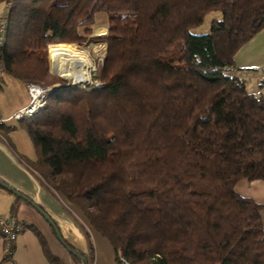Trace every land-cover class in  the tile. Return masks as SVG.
<instances>
[{"label":"trees","instance_id":"obj_1","mask_svg":"<svg viewBox=\"0 0 264 264\" xmlns=\"http://www.w3.org/2000/svg\"><path fill=\"white\" fill-rule=\"evenodd\" d=\"M2 1V73L24 84L62 82L49 78L50 44L106 45L99 85L53 92L20 121L36 152L24 162L108 241L115 264L118 252L128 264H264V204L234 189L264 181V96L233 72L264 27V0ZM213 9L209 32L192 34ZM99 11L107 29L94 36ZM84 234L88 255L65 242L76 264L91 260Z\"/></svg>","mask_w":264,"mask_h":264},{"label":"crops","instance_id":"obj_2","mask_svg":"<svg viewBox=\"0 0 264 264\" xmlns=\"http://www.w3.org/2000/svg\"><path fill=\"white\" fill-rule=\"evenodd\" d=\"M3 5L4 2L2 1L0 13L3 10ZM234 65L235 68L233 72L244 79L247 91L255 95L264 96V27L236 51L234 55ZM23 106V103H19L8 109H0V116L2 118H7L13 111ZM5 122L0 124V130L4 129ZM8 141L10 144L14 142L11 137L8 138ZM31 158H33V155ZM0 180L43 209L54 221L64 242L81 253L88 255L90 252L83 229L87 230L90 234L93 246L91 260L88 264L113 263L112 261L115 260L114 251L112 247L110 249L107 246L105 242L107 240L89 226L77 207L66 202L59 196L56 197L52 195L44 188L29 168L16 156L11 147L1 139V135ZM0 187L6 189L2 185H0ZM234 189L238 194L249 197L257 203L264 204V181L260 179L247 180L241 178L235 183ZM7 192L10 193V196H6V202L7 204L11 202V207L12 203L18 199V196H11L15 194L8 189ZM36 213L39 214L34 206L20 197L13 214L10 213V210L0 211V217L13 215L27 224H32V226L40 232V235L49 247V244L52 243L51 237L49 235H44V226L35 216ZM75 216L80 219L79 221L81 224L78 223ZM260 220L264 228V208L260 210ZM45 223L49 230H51L50 233L60 243L59 246L62 247L63 244L58 240L51 226L46 221ZM70 255L71 254L68 255V259H70ZM4 256V245L0 240V264H52L45 257L40 238L31 227H28V229L17 236L10 256L7 258ZM58 257L61 259L62 264H64L62 257ZM74 264L76 263L74 262Z\"/></svg>","mask_w":264,"mask_h":264},{"label":"rangeland","instance_id":"obj_3","mask_svg":"<svg viewBox=\"0 0 264 264\" xmlns=\"http://www.w3.org/2000/svg\"><path fill=\"white\" fill-rule=\"evenodd\" d=\"M1 5H2V0H0V6ZM220 17H221V12L219 10H217V9L210 10L209 12H207L204 15L202 22L199 25L192 27L190 29V32L192 34H196V35L208 33L210 30V21L213 18H220ZM106 18H107V16L103 11H99L95 14V23L97 25L94 27L92 35L100 36V35H104L106 33V29H107V27L105 25ZM71 43L77 44L76 48L83 50L87 53V56L91 60V62L93 64V68H94V71H91L90 79L91 80L97 79L94 75H96L101 70L102 63H103V55H104V52L106 49L105 43L101 40H97V41L87 40L86 42H84L82 44H78L76 42H71ZM47 48H48V46H47ZM100 58H102V60H100ZM48 72H49V78L53 79V77H52L53 75L58 76L59 78H60V76L63 77L60 73L54 72L51 70L49 55H48ZM2 78H3V81H1V85H0V109L1 110L3 108L8 109L11 106H14V105L19 104V103H23L25 106L29 100V96H28V92H27V89H26L23 81L5 73V72L2 73ZM59 80L65 82L66 79L60 78ZM13 112H15V111H13ZM13 112L11 113V115L13 114ZM23 121L22 120L20 121V120H15V119H9L5 122V126L8 128H7V133L5 134L3 132V134L6 135V137H8V138L11 137L14 140L13 144H10V142H7V139L4 138L2 134H0V135H1V139L4 142H6L7 144L9 143L8 145H10L9 147H11L12 151L26 165V163L24 162V159L26 161H28L30 159L33 160L36 157V152H35V148L32 144V141L30 139V136H29L28 132L26 131L24 125H23ZM4 130L5 129L0 130V131H4ZM8 133H9V136H8ZM32 155H33V158H31ZM29 170L32 172V174L36 178V175L33 173V171L30 168H29ZM0 190H3V191H0V211H9L11 202L9 204H7V202H6L7 197L6 196H10V193L7 192V189H4L2 187H0ZM11 196H16V195H11ZM60 198H62V197H60ZM39 214L36 213L35 216L41 222V224L44 226L45 231L43 230V233L45 236L49 235L51 237V240H52V243H51L52 245L49 244L50 251L53 254L61 256L64 264H74V259L72 257V254L69 252L67 247H65L64 245H62V247L59 246L60 243L50 233L51 230H49V228L47 227V225L45 223L46 220L41 216V214L39 216ZM76 218H77L78 223L81 224L79 221L80 219L78 217H76ZM84 230L85 229H83V231ZM105 242H106L107 246L111 249V246L107 243V241H105ZM69 254H71L69 257L70 259H68ZM112 262H113L112 264H115V260H113Z\"/></svg>","mask_w":264,"mask_h":264},{"label":"built area","instance_id":"obj_4","mask_svg":"<svg viewBox=\"0 0 264 264\" xmlns=\"http://www.w3.org/2000/svg\"><path fill=\"white\" fill-rule=\"evenodd\" d=\"M10 4V1L5 2L3 5V10L0 13V48L4 41V34L6 31V17L8 15V8ZM100 60H102V58H100ZM2 71V61L0 58V77ZM91 71H94V68ZM65 79L67 81L65 80V82H56L49 85H41L35 82H26L25 87L29 96L27 104L13 112V114L8 118H2L0 116V124L9 119L20 120L33 116L45 105L46 99L49 94L72 86V84L74 83L73 79ZM85 82L87 84H85ZM75 84H77V86L79 87H84L89 84L99 85V81L97 79L91 80L89 75L88 80L77 81L75 82ZM26 229H28V224L22 220L17 219L13 215L0 217V240L3 242L4 252L6 254H11L17 236ZM118 264H128V261L123 256H121L120 252H118Z\"/></svg>","mask_w":264,"mask_h":264},{"label":"bare ground","instance_id":"obj_5","mask_svg":"<svg viewBox=\"0 0 264 264\" xmlns=\"http://www.w3.org/2000/svg\"><path fill=\"white\" fill-rule=\"evenodd\" d=\"M51 70L60 73L64 78H72L73 82L86 81L93 64L87 53L67 43L48 45Z\"/></svg>","mask_w":264,"mask_h":264},{"label":"water","instance_id":"obj_6","mask_svg":"<svg viewBox=\"0 0 264 264\" xmlns=\"http://www.w3.org/2000/svg\"><path fill=\"white\" fill-rule=\"evenodd\" d=\"M60 78L65 79V78H63V77H61V76H60ZM85 84H87V83L85 82ZM75 86H77V84L73 83L71 87H75ZM0 185H2L3 187H5V188L8 189L9 191L13 192L16 196H21V198H23L24 200H26V201H28L29 203H31V204L34 206V208H35V209L41 214V216L47 221V223L51 226V228L53 229L54 233L56 234L58 240H59V241L65 246V247H67V249L69 250V252H70L72 255H74V256H79V257L82 258V260H83V257H82L79 253H77L76 251H74L72 248L68 247V246L65 244V242H64V240L62 239V237H61V235H60V233H59V230H58V228L56 227L54 221H53V220H52V219L46 214V212H44L43 209H41V208H40L38 205H36L34 202L28 200L27 197L23 196L22 194H20V193L17 192L16 190L12 189L11 187L7 186L6 184L0 182Z\"/></svg>","mask_w":264,"mask_h":264}]
</instances>
